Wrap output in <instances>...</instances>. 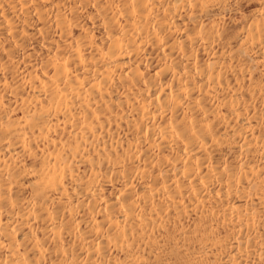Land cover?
Masks as SVG:
<instances>
[{"label": "bare ground", "instance_id": "obj_1", "mask_svg": "<svg viewBox=\"0 0 264 264\" xmlns=\"http://www.w3.org/2000/svg\"><path fill=\"white\" fill-rule=\"evenodd\" d=\"M0 264H264V0H0Z\"/></svg>", "mask_w": 264, "mask_h": 264}]
</instances>
